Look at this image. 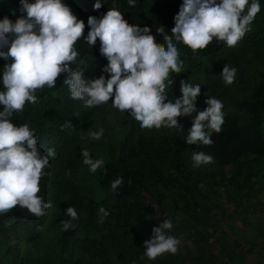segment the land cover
I'll return each mask as SVG.
<instances>
[{"label": "trees", "instance_id": "obj_1", "mask_svg": "<svg viewBox=\"0 0 264 264\" xmlns=\"http://www.w3.org/2000/svg\"><path fill=\"white\" fill-rule=\"evenodd\" d=\"M64 2L84 21L85 36L88 17L115 6L130 24L149 27L163 44L156 30L163 27L171 34L182 0H137L135 6L101 0L99 10L93 7L96 0ZM19 9V0H0V18L14 21L23 15ZM76 47L80 55L73 67L83 69L85 78L109 75L102 71L108 61L99 41L91 47L81 39ZM178 48L184 71L172 74L168 99L182 95L181 80L201 84L198 110L207 107L209 96L220 99L225 118L222 131L212 132L214 143H187L191 116L178 117L182 132L142 129L111 99L86 107L71 97L61 74L56 87L39 89L38 102L13 116L17 125L28 123L36 130L43 152L56 150L38 193L53 207L43 217L20 206L0 214V264H244L242 253L245 264H264V0L236 46L214 39L204 49L193 51L183 43ZM5 63L0 58V66ZM225 64L238 68L233 84L220 75ZM66 121L71 128L61 127ZM101 127L103 137L91 139L89 132ZM82 149L103 158L105 168L92 173ZM200 151L214 162L194 167L193 154ZM119 177L124 183L113 191L111 183ZM69 206L79 219L64 231ZM100 207L110 213L103 223ZM165 219L173 221L169 234L180 239V250L149 260L144 242Z\"/></svg>", "mask_w": 264, "mask_h": 264}, {"label": "clouds", "instance_id": "obj_2", "mask_svg": "<svg viewBox=\"0 0 264 264\" xmlns=\"http://www.w3.org/2000/svg\"><path fill=\"white\" fill-rule=\"evenodd\" d=\"M23 15L14 21L8 16L0 18V214L16 206L24 207L36 217L47 215L53 204L45 201L41 181L51 167L50 157L56 150H41L36 130L28 123L17 125L13 116L23 112L26 104H36L37 91L47 86L54 88L57 78L64 75L73 99L95 107L110 101L113 107L130 115L144 128H175L184 131L178 117L191 116L186 141L189 144L212 145V132L220 133L224 124V104L215 96L206 100L204 110L197 109L201 84L180 81L182 95L168 99L173 73L184 71L178 43L193 51L206 48L214 39L236 46L251 30L261 11V0H182L174 17L171 34L163 27L156 30L164 43H157L151 29L130 24L118 7L108 8L102 16L90 15V26L84 35L85 23L73 13L64 0H19ZM135 6L137 0H127ZM102 7L101 0L93 5ZM84 39L91 47L99 41V52L108 63L102 71L109 74L98 78H85L83 69L73 66L80 55L76 45ZM238 68L225 64L220 75L226 84L236 80ZM195 113V115H193ZM63 127H72L66 121ZM104 135L101 127L89 132L93 140ZM83 163L92 173L105 168L103 158H93L89 150L82 149ZM194 167L214 162V157L203 151L192 157ZM68 174L71 172L69 170ZM124 183L123 177L111 183L116 191ZM100 222L110 214L104 207ZM70 220L62 221V230L73 228L79 215L74 206L66 209ZM174 227L165 219L152 228V236L144 242V256L154 260L165 253L179 252L180 239L169 234Z\"/></svg>", "mask_w": 264, "mask_h": 264}, {"label": "rangeland", "instance_id": "obj_3", "mask_svg": "<svg viewBox=\"0 0 264 264\" xmlns=\"http://www.w3.org/2000/svg\"><path fill=\"white\" fill-rule=\"evenodd\" d=\"M4 16H7V15H4ZM181 246L183 247V244H182ZM242 256H243V257H242ZM246 256H247V255H245V254H243V253L241 254V260H242L243 263H244V262H245V263L248 262V261H245V258H244V257H246ZM245 263H244V264H245Z\"/></svg>", "mask_w": 264, "mask_h": 264}]
</instances>
